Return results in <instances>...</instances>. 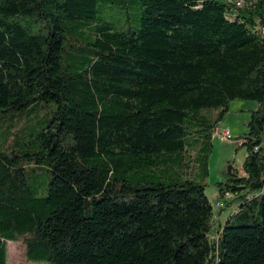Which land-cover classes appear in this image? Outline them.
Here are the masks:
<instances>
[{"label": "trees", "instance_id": "trees-1", "mask_svg": "<svg viewBox=\"0 0 264 264\" xmlns=\"http://www.w3.org/2000/svg\"><path fill=\"white\" fill-rule=\"evenodd\" d=\"M242 1L0 0V116L56 106L0 149V264L11 241L50 264H264V0ZM237 99L258 108L214 236L209 157Z\"/></svg>", "mask_w": 264, "mask_h": 264}, {"label": "rangeland", "instance_id": "rangeland-1", "mask_svg": "<svg viewBox=\"0 0 264 264\" xmlns=\"http://www.w3.org/2000/svg\"><path fill=\"white\" fill-rule=\"evenodd\" d=\"M55 104L39 103L33 108L20 112H12L0 116V149H14L18 145L26 144L32 136L38 134L51 117ZM258 108V103L247 100H234L229 105V111L222 121V125L230 130L231 139L226 142L219 138L213 139V148L209 157V175L207 178L206 194L212 204L217 203L218 184L225 183L230 166L238 173L243 169L247 150L241 147L242 139L239 138L248 132L247 123L251 112ZM220 137V132L214 134ZM240 143V144H239ZM42 171V170H40ZM42 178L46 181L44 194L46 193L48 173L42 171ZM239 174V173H238ZM235 196L229 194L224 201L225 211L218 214V220L214 229V236L218 234V228L224 224L233 210L238 208L233 202ZM216 206V205H215ZM8 264H50L47 261H32L25 254V248L21 241H11L8 244Z\"/></svg>", "mask_w": 264, "mask_h": 264}, {"label": "built area", "instance_id": "built-area-1", "mask_svg": "<svg viewBox=\"0 0 264 264\" xmlns=\"http://www.w3.org/2000/svg\"><path fill=\"white\" fill-rule=\"evenodd\" d=\"M229 3L234 5L236 8H242L245 4V1L242 0H229ZM226 18L232 20L234 17L232 15H226ZM262 31L264 32V28L262 29ZM220 138L223 140H227L232 138V136L230 135V133L228 131L222 130L220 132ZM229 195V194H228ZM216 209L219 210L221 208H223L224 205V201H218L216 204Z\"/></svg>", "mask_w": 264, "mask_h": 264}, {"label": "crops", "instance_id": "crops-1", "mask_svg": "<svg viewBox=\"0 0 264 264\" xmlns=\"http://www.w3.org/2000/svg\"><path fill=\"white\" fill-rule=\"evenodd\" d=\"M248 124V123H247ZM220 127H221V129L222 130H225V131H228L229 133H230V130L229 129H227L226 127H224L222 124H220ZM231 134V133H230ZM214 138H219L221 141H223V142H226L227 140H223V139H221L219 136H214L213 137V139ZM240 144V143H239ZM238 173H239V175L240 176H244V171H243V169H241V171H238Z\"/></svg>", "mask_w": 264, "mask_h": 264}, {"label": "water", "instance_id": "water-1", "mask_svg": "<svg viewBox=\"0 0 264 264\" xmlns=\"http://www.w3.org/2000/svg\"><path fill=\"white\" fill-rule=\"evenodd\" d=\"M228 173H229V175L232 176V177H234V176L236 175V174L233 172V168H232V166L229 167V169H228Z\"/></svg>", "mask_w": 264, "mask_h": 264}, {"label": "bare ground", "instance_id": "bare-ground-1", "mask_svg": "<svg viewBox=\"0 0 264 264\" xmlns=\"http://www.w3.org/2000/svg\"><path fill=\"white\" fill-rule=\"evenodd\" d=\"M221 132V128H217L216 131H215V134Z\"/></svg>", "mask_w": 264, "mask_h": 264}]
</instances>
